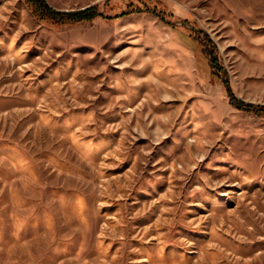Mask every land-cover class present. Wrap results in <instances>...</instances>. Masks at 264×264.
Wrapping results in <instances>:
<instances>
[{
	"label": "rangeland",
	"instance_id": "obj_1",
	"mask_svg": "<svg viewBox=\"0 0 264 264\" xmlns=\"http://www.w3.org/2000/svg\"><path fill=\"white\" fill-rule=\"evenodd\" d=\"M46 1L109 19L0 0V264H264V0Z\"/></svg>",
	"mask_w": 264,
	"mask_h": 264
},
{
	"label": "trees",
	"instance_id": "obj_2",
	"mask_svg": "<svg viewBox=\"0 0 264 264\" xmlns=\"http://www.w3.org/2000/svg\"><path fill=\"white\" fill-rule=\"evenodd\" d=\"M26 5L29 7L33 15L41 22L51 21L54 23L65 24V23H80L84 21H92L96 18L109 17L104 16L99 12L98 7L90 6L88 8L78 10V11H58L52 8L46 0H25ZM125 14L116 16L117 18L123 17ZM236 105L239 108L248 107L249 111L255 114L264 113V106H253L252 104H247L241 100L234 97Z\"/></svg>",
	"mask_w": 264,
	"mask_h": 264
}]
</instances>
